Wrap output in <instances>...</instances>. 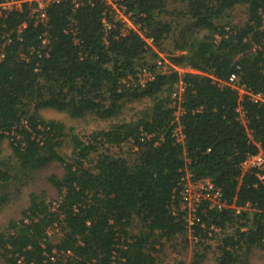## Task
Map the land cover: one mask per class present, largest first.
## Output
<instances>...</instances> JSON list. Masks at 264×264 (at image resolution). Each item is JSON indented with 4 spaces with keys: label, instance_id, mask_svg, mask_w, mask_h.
Segmentation results:
<instances>
[{
    "label": "trees",
    "instance_id": "16d2710c",
    "mask_svg": "<svg viewBox=\"0 0 264 264\" xmlns=\"http://www.w3.org/2000/svg\"><path fill=\"white\" fill-rule=\"evenodd\" d=\"M124 4L161 50L173 36L174 20L165 16L175 4L185 25L175 42L181 53L169 60L193 71L158 74L145 87L133 86L138 70L159 56L136 31L122 36L117 24L106 32L103 18L115 22L106 0L78 8L69 1L52 4L47 25H35L26 10L0 16V211L18 193L28 196L20 216L0 227L4 264H172L158 254L189 234L179 209L185 168L195 179L210 178L227 203L199 210L190 264H206L208 254L212 264L264 257V102L204 74L222 80L236 74L250 92L264 94V0ZM241 5L246 20L231 24V12ZM45 33L50 55L39 58ZM181 80L182 143L172 122ZM52 111L111 121L86 133ZM68 139L70 152L63 153ZM255 156L262 162L249 166ZM52 165L57 168L47 173ZM44 180L57 197L37 191Z\"/></svg>",
    "mask_w": 264,
    "mask_h": 264
},
{
    "label": "built area",
    "instance_id": "2783aa9c",
    "mask_svg": "<svg viewBox=\"0 0 264 264\" xmlns=\"http://www.w3.org/2000/svg\"><path fill=\"white\" fill-rule=\"evenodd\" d=\"M63 1L71 2L75 8L80 7L86 1L91 0H3L0 2V16L2 14H7L11 11H27V16L32 19L35 25L42 23L47 25L48 14L47 8L55 3H61ZM110 6L111 14L115 22H111L107 17L103 18V24L106 32H110L113 28H116L119 24V34L122 36L127 35L130 30L139 33L148 46L154 48V41L151 37H146L140 31L139 25L132 21V12H126V6L124 4L125 0H106ZM117 22V23H116ZM116 23V24H115ZM28 22H24L19 28L18 33H21L24 28L27 27ZM229 30V27L226 28ZM10 33L6 34V42H11ZM217 40L221 38L220 35L216 36ZM51 50V40L48 38L47 33L41 36V46L37 51V56L39 58L48 57ZM22 58L29 61V57L25 53H21ZM185 70L193 71L190 69L181 68L173 64L169 58L158 57L151 65L142 67L138 70L137 79L133 82L135 87H145L148 82L153 81L158 74H169L172 72L183 73ZM197 72V71H194ZM198 73V72H197ZM210 76L214 81H216L220 86L230 85L238 91L239 94L249 95L254 101L264 102V94H253L248 90L245 84L241 83L236 74H232L229 80H222L216 78L213 74L204 73ZM186 89V83L182 80L178 83L176 90L173 93L175 111L173 115L174 135L178 142L185 141V134L182 125V116L184 114V108L181 106V100ZM237 110L240 112V117L243 121L246 120V115L244 108L240 105ZM262 162L260 156H255L248 160L249 166H257ZM262 177V176H261ZM182 189H181V201L180 210L183 212V217L186 221L187 227L189 228V233L194 228V225L200 221L199 210L204 207V205L209 204L210 208L221 210L227 207V203L223 200L222 192L219 188H216L210 178L195 179L194 175L188 168H185V175L181 179ZM241 208L237 207V211L240 212ZM174 214H177L178 208L173 207ZM193 235V234H192ZM194 240V239H193ZM54 259V257H52Z\"/></svg>",
    "mask_w": 264,
    "mask_h": 264
},
{
    "label": "rangeland",
    "instance_id": "374dc122",
    "mask_svg": "<svg viewBox=\"0 0 264 264\" xmlns=\"http://www.w3.org/2000/svg\"><path fill=\"white\" fill-rule=\"evenodd\" d=\"M176 5H172L169 8L168 14H166L165 19H173V25H174V32L173 36L169 39H167L163 44V50L158 49V47L155 45L154 49L156 50L159 57H165L169 58L171 54H179L181 53L179 50L175 48V42L177 38H181V29L183 24L184 18H181L179 15V12L175 10L174 8ZM180 17V18H179ZM247 18V9L245 6H237L232 12L230 16V22L231 24L241 23L244 22ZM143 102H136L129 104L127 107V110L129 108H138L139 106H143ZM131 109V110H132ZM52 117L57 118H63V120H67L68 124L75 125L80 130H83L84 132L88 133L90 129L96 128V127H102L109 124V119L103 120L101 118H97L95 116H87L86 119L82 118L80 120H75V118L71 119L70 117H67V114L65 113H59L52 111L50 112ZM63 153H69L70 152V140H66L64 146H63ZM52 165L47 170V173H52L57 168L56 166ZM59 169V168H58ZM61 172V168L58 170ZM40 189L37 190L38 192H47L50 198L57 197L58 192L57 190L51 186L46 180L42 181L40 183ZM45 189V190H42ZM29 190H23L22 192H28ZM27 193L21 194L18 193L16 197L12 200V203L8 205V207L0 211V227L4 225V223L9 220L10 218H18L21 214V208L25 207L28 203V196H26ZM194 236L192 234H187L185 236H179L176 238L173 242L166 243V248L163 249L161 253L158 254L160 257V260L162 262L166 263H172V264H190L193 258V250L195 248V242H194ZM212 251V250H211ZM205 252V251H204ZM212 255L208 254L206 260V264H212ZM0 264H4V260L0 255ZM238 264H264V257L262 256V253H255L252 256H249L248 258H245L242 262H239Z\"/></svg>",
    "mask_w": 264,
    "mask_h": 264
}]
</instances>
